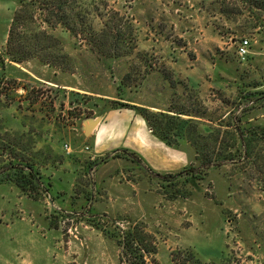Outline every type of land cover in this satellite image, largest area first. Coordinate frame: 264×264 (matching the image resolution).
<instances>
[{
  "label": "rangeland",
  "instance_id": "rangeland-1",
  "mask_svg": "<svg viewBox=\"0 0 264 264\" xmlns=\"http://www.w3.org/2000/svg\"><path fill=\"white\" fill-rule=\"evenodd\" d=\"M79 4V35L46 11L33 17L67 61L9 62L8 31L26 3L0 0V264H126L118 239L134 228L155 247L148 264L183 263L189 254L264 264V0ZM242 38L253 51L245 60ZM130 101L198 113L204 151L184 141L194 150L190 163L166 171L165 160L133 148L144 149L129 123L114 146L94 154L84 122L100 123ZM207 152L235 156L205 169ZM19 163L38 173L36 191L13 179Z\"/></svg>",
  "mask_w": 264,
  "mask_h": 264
},
{
  "label": "trees",
  "instance_id": "trees-1",
  "mask_svg": "<svg viewBox=\"0 0 264 264\" xmlns=\"http://www.w3.org/2000/svg\"><path fill=\"white\" fill-rule=\"evenodd\" d=\"M80 0H21V3L27 5L18 8L12 19L8 31V51L11 56L7 58L9 62H22L31 58V56L44 57L43 59L54 64L55 61L63 59L65 61L67 56L62 52L59 43L56 42L51 34L44 30H38L33 27L35 9L46 11L50 21L63 24L72 35H79L86 28L83 17L86 15L82 12ZM28 8V9H25ZM49 20H46L49 22ZM90 27V26H89ZM88 29V26H87ZM33 40V42H32ZM31 42V43H30ZM34 43V45H32ZM16 44V46H15ZM14 46V48L12 47ZM12 49L14 50L13 52ZM61 61V60H60ZM5 57L0 53V65H4ZM56 63V62H55ZM120 107L135 108L147 121L148 126L152 132L164 141L167 145L178 147L183 141H188L196 150L197 154L203 152L204 144L201 140L209 137L201 134L198 128V122H195L193 117H201L193 114L190 111L174 110L169 108L164 111H153L145 106L132 105L126 102H120ZM182 115L190 116L188 119L182 118ZM240 132L239 138L243 139V130L238 126ZM247 130V129H246ZM250 134H255L254 131L248 129ZM208 149L209 147L206 146ZM211 149V148H210ZM209 152L202 154V167L210 169L211 167H219L220 160H232L235 154H217L216 160L209 156ZM29 167L26 171L25 168ZM195 166H190L187 169L194 170ZM13 170V179L19 187L24 191H36L38 187V173L34 170L31 164H20L10 167ZM185 171V168L182 170ZM181 171V172H182ZM180 173V172H179ZM167 175H171L168 173ZM137 230L126 231L118 239L119 244L123 248V255L125 256L126 264H148L145 259V253H153L155 247L152 244H144L137 234ZM115 235V234H113ZM117 235V234H116ZM115 235V236H116ZM216 264L202 262L193 254H189L186 261L177 262V264Z\"/></svg>",
  "mask_w": 264,
  "mask_h": 264
},
{
  "label": "crops",
  "instance_id": "crops-1",
  "mask_svg": "<svg viewBox=\"0 0 264 264\" xmlns=\"http://www.w3.org/2000/svg\"><path fill=\"white\" fill-rule=\"evenodd\" d=\"M251 46L252 44L250 43L249 58L252 57L253 54ZM129 103L137 105V103L132 101ZM148 107L154 110L164 111L159 110V107L156 105H148ZM125 108L129 110L125 111ZM137 112V110L128 107L113 108L105 112L101 122L94 128L91 135L87 138L88 140L92 138V143L90 145L94 154H101L99 152L108 149V146H114L115 140L124 134V130H126L129 123H131L132 127L134 128V134L132 135L133 139L137 145H142L144 147V149L133 147L134 149L142 152L143 154L146 152L150 157L156 156L157 158H160L161 160H158L160 164H162V162L165 160L167 168L164 169H166V171L178 170L187 166V164L190 163L189 157L194 151L192 149L193 147L184 141L180 146H178L179 149L167 145L152 132L146 119ZM193 118L200 120L202 119L201 117ZM135 128H137L138 132L135 131ZM171 156L174 157L171 158Z\"/></svg>",
  "mask_w": 264,
  "mask_h": 264
},
{
  "label": "built area",
  "instance_id": "built-area-1",
  "mask_svg": "<svg viewBox=\"0 0 264 264\" xmlns=\"http://www.w3.org/2000/svg\"><path fill=\"white\" fill-rule=\"evenodd\" d=\"M250 53V42L247 38H242L239 40L237 46V54L240 59L245 60Z\"/></svg>",
  "mask_w": 264,
  "mask_h": 264
},
{
  "label": "water",
  "instance_id": "water-1",
  "mask_svg": "<svg viewBox=\"0 0 264 264\" xmlns=\"http://www.w3.org/2000/svg\"><path fill=\"white\" fill-rule=\"evenodd\" d=\"M101 118L97 117L93 120H90V121H85L84 122V133L86 136H89L92 131L94 130L95 126L99 123Z\"/></svg>",
  "mask_w": 264,
  "mask_h": 264
}]
</instances>
